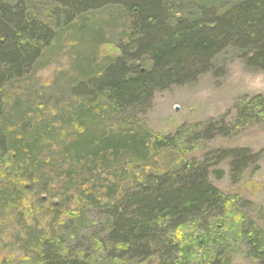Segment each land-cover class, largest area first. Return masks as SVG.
Wrapping results in <instances>:
<instances>
[{"label":"trees","instance_id":"trees-1","mask_svg":"<svg viewBox=\"0 0 264 264\" xmlns=\"http://www.w3.org/2000/svg\"><path fill=\"white\" fill-rule=\"evenodd\" d=\"M106 5L127 13L117 56L98 59L97 44L93 57L79 58L86 64L70 90L84 104L67 115L73 135L52 173L42 147L50 134L45 125L22 131L8 88L34 73L59 31ZM219 57L264 73V0H0V220H15L16 264H230L239 246L264 264V232L245 215L255 206L209 181L228 161L229 180L239 183L263 153L185 159L201 143L262 124L264 95L236 101L230 122L181 125L171 136L138 119L155 92L217 77Z\"/></svg>","mask_w":264,"mask_h":264},{"label":"rangeland","instance_id":"rangeland-1","mask_svg":"<svg viewBox=\"0 0 264 264\" xmlns=\"http://www.w3.org/2000/svg\"><path fill=\"white\" fill-rule=\"evenodd\" d=\"M126 16L127 13L118 5H106L84 14L77 23L75 22L76 28L58 32L57 38L46 50L40 66L35 68L29 78L8 88L9 109L16 114L21 113L25 118L23 126L19 125L22 131L28 134L45 125L42 131L50 134L42 147L43 154L46 153L52 158L49 159L51 163L48 167L52 173L58 170H55L53 160L56 154L60 153L61 143L66 144L73 135L67 115L75 106L84 104L79 97L74 98L70 90V85L77 76L76 72L86 64L85 58L93 57L92 52L97 44L101 45L96 52L98 59L106 55L117 56V47L122 38L121 28L126 23ZM78 33L85 36L83 43L76 42V39H81ZM92 35L95 36L94 41L86 44V40H92ZM81 56L84 59L79 60ZM216 62L221 70L217 77L206 74L198 77L194 84L173 86L163 92H155L149 110L138 116V119L144 121L149 131L163 137L171 136L181 125L206 122L220 117H225L230 122L235 118L236 101L242 97L264 95V73L248 71L239 61L230 57H219ZM13 97L17 98L16 105L10 104ZM134 115L135 112L128 113L130 118ZM242 148L252 153H263L257 169L246 170L239 183L234 184L229 180V162H222L216 168L223 172L221 179L211 173L209 181L226 196L237 195L253 204L255 208L245 211V215L264 232V121L231 138L220 137L201 143L198 149L187 154L185 159L199 160L209 152ZM53 152L55 153L52 156ZM34 214L41 216L40 208H37ZM30 216L26 215L28 224ZM89 219L98 220L99 217L91 214ZM14 221L12 216L7 214L0 220V264L3 261L4 264H16L20 261L19 252L14 246L15 234L18 233ZM90 232H93V228ZM230 264L257 263L248 258L243 246H239Z\"/></svg>","mask_w":264,"mask_h":264}]
</instances>
